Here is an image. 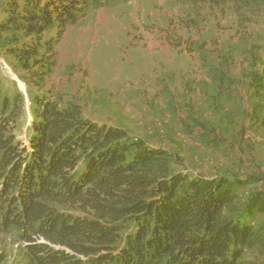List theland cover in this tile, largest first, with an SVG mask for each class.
<instances>
[{
    "label": "trees",
    "instance_id": "obj_1",
    "mask_svg": "<svg viewBox=\"0 0 264 264\" xmlns=\"http://www.w3.org/2000/svg\"><path fill=\"white\" fill-rule=\"evenodd\" d=\"M117 1L0 0V52L32 116L21 140L24 94L0 82V231H17L31 264H264V189L239 195L260 179L175 171L172 153L47 87L66 28Z\"/></svg>",
    "mask_w": 264,
    "mask_h": 264
},
{
    "label": "rangeland",
    "instance_id": "obj_2",
    "mask_svg": "<svg viewBox=\"0 0 264 264\" xmlns=\"http://www.w3.org/2000/svg\"><path fill=\"white\" fill-rule=\"evenodd\" d=\"M177 2V13L176 0L90 9L56 45L46 85L95 122L124 127L172 153L175 171L260 179L239 190L246 198L264 189V36L250 22L255 14L264 22V11L239 15L230 4ZM16 71L0 52V82L9 90ZM29 102L18 124L21 140L32 118ZM0 264H31L14 229L0 231Z\"/></svg>",
    "mask_w": 264,
    "mask_h": 264
},
{
    "label": "crops",
    "instance_id": "obj_3",
    "mask_svg": "<svg viewBox=\"0 0 264 264\" xmlns=\"http://www.w3.org/2000/svg\"><path fill=\"white\" fill-rule=\"evenodd\" d=\"M176 3L178 4H175V8H174V12L177 13L178 11V8H179V2H177L176 0ZM182 5V4H180ZM165 12L167 13V11L165 10ZM261 13V12H259ZM256 16L253 15V17H251V24H252V27H253V30L255 29L256 31H259L260 34H262L264 36V22L262 21V16H260L259 14H255ZM171 16V15H169ZM253 24H255L253 26Z\"/></svg>",
    "mask_w": 264,
    "mask_h": 264
},
{
    "label": "water",
    "instance_id": "obj_4",
    "mask_svg": "<svg viewBox=\"0 0 264 264\" xmlns=\"http://www.w3.org/2000/svg\"><path fill=\"white\" fill-rule=\"evenodd\" d=\"M12 74H13V77H14L16 83H17L19 90L24 94L25 100H27V102H29L25 83L16 74H14V73H12Z\"/></svg>",
    "mask_w": 264,
    "mask_h": 264
},
{
    "label": "built area",
    "instance_id": "obj_5",
    "mask_svg": "<svg viewBox=\"0 0 264 264\" xmlns=\"http://www.w3.org/2000/svg\"><path fill=\"white\" fill-rule=\"evenodd\" d=\"M23 245H25V242L23 241Z\"/></svg>",
    "mask_w": 264,
    "mask_h": 264
}]
</instances>
